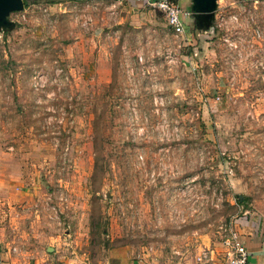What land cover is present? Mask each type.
I'll return each mask as SVG.
<instances>
[{
  "label": "rangeland",
  "instance_id": "374dc122",
  "mask_svg": "<svg viewBox=\"0 0 264 264\" xmlns=\"http://www.w3.org/2000/svg\"><path fill=\"white\" fill-rule=\"evenodd\" d=\"M219 2L212 30L180 34L130 0L10 13L0 225L22 249L53 264H200L264 204V0Z\"/></svg>",
  "mask_w": 264,
  "mask_h": 264
},
{
  "label": "crops",
  "instance_id": "0c3cea01",
  "mask_svg": "<svg viewBox=\"0 0 264 264\" xmlns=\"http://www.w3.org/2000/svg\"><path fill=\"white\" fill-rule=\"evenodd\" d=\"M82 1V0H81ZM183 11L184 31L189 33L191 25L196 26L194 17L191 12V0H176ZM217 0V8L214 12V18L211 25L224 19V8ZM230 0H223L227 3ZM258 0H253V4ZM139 1L130 0L131 9H139V6L144 4ZM242 5L241 1H237L234 5ZM222 9V10H221ZM236 16V15H235ZM221 22V21H220ZM192 23V24H191ZM197 28V26H196ZM170 29V28H169ZM209 28H207L208 30ZM212 30V29H211ZM233 229L238 235V239L243 243L249 252V264H264V204L254 206V209L246 210L235 218L233 221ZM17 236L5 231V228L0 225V264H53L49 262V258L44 256L42 248L37 246H26L23 249L14 241ZM53 248H48V250ZM228 248L221 243L219 246H214L207 253L209 262H217L224 260L227 257ZM126 259V258H124ZM122 264H140L138 261L132 260L129 263L123 261Z\"/></svg>",
  "mask_w": 264,
  "mask_h": 264
},
{
  "label": "built area",
  "instance_id": "2783aa9c",
  "mask_svg": "<svg viewBox=\"0 0 264 264\" xmlns=\"http://www.w3.org/2000/svg\"><path fill=\"white\" fill-rule=\"evenodd\" d=\"M158 9L166 18L168 27L174 33H183V11L176 0H135ZM235 16V15H234ZM236 17V16H235ZM259 36V32L257 31ZM222 244L228 248L227 257L217 262H209L207 255L199 257L200 264H249V252L238 239L235 231H231Z\"/></svg>",
  "mask_w": 264,
  "mask_h": 264
},
{
  "label": "water",
  "instance_id": "95a60500",
  "mask_svg": "<svg viewBox=\"0 0 264 264\" xmlns=\"http://www.w3.org/2000/svg\"><path fill=\"white\" fill-rule=\"evenodd\" d=\"M191 12L194 22L199 29L210 28L217 8V0H191ZM24 8L23 0H0V29L13 26L9 19L11 12L21 11Z\"/></svg>",
  "mask_w": 264,
  "mask_h": 264
},
{
  "label": "trees",
  "instance_id": "16d2710c",
  "mask_svg": "<svg viewBox=\"0 0 264 264\" xmlns=\"http://www.w3.org/2000/svg\"><path fill=\"white\" fill-rule=\"evenodd\" d=\"M37 1H39V0H23V3H24V6H26L30 2H37ZM212 27L213 26H211L210 28L213 29Z\"/></svg>",
  "mask_w": 264,
  "mask_h": 264
}]
</instances>
